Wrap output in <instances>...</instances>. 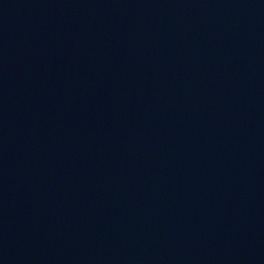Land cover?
Listing matches in <instances>:
<instances>
[{"label":"water","instance_id":"95a60500","mask_svg":"<svg viewBox=\"0 0 264 264\" xmlns=\"http://www.w3.org/2000/svg\"><path fill=\"white\" fill-rule=\"evenodd\" d=\"M0 264H264V0H0Z\"/></svg>","mask_w":264,"mask_h":264}]
</instances>
